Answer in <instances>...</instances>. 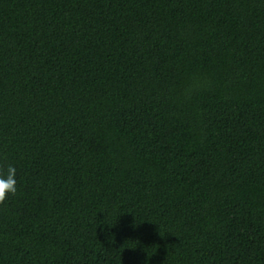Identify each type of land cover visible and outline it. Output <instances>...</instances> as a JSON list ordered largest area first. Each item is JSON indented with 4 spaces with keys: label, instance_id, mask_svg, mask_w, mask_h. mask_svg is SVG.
<instances>
[{
    "label": "trees",
    "instance_id": "1",
    "mask_svg": "<svg viewBox=\"0 0 264 264\" xmlns=\"http://www.w3.org/2000/svg\"><path fill=\"white\" fill-rule=\"evenodd\" d=\"M0 264H264V0H0Z\"/></svg>",
    "mask_w": 264,
    "mask_h": 264
},
{
    "label": "clouds",
    "instance_id": "2",
    "mask_svg": "<svg viewBox=\"0 0 264 264\" xmlns=\"http://www.w3.org/2000/svg\"><path fill=\"white\" fill-rule=\"evenodd\" d=\"M16 169L8 165L7 169L0 168V203H3L9 194L15 195L16 188Z\"/></svg>",
    "mask_w": 264,
    "mask_h": 264
}]
</instances>
